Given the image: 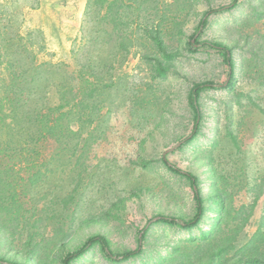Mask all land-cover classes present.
<instances>
[{
	"label": "rangeland",
	"instance_id": "1",
	"mask_svg": "<svg viewBox=\"0 0 264 264\" xmlns=\"http://www.w3.org/2000/svg\"><path fill=\"white\" fill-rule=\"evenodd\" d=\"M106 1L0 0V93L15 88L12 81L20 78L17 87L47 89L54 107L58 83H74L72 103L85 90L96 91L81 113L75 109L62 121L70 135L47 137L39 150L32 144L36 152L17 160L0 153V201L17 205L1 216L14 233H0L11 245L6 254L32 247L61 226L77 230L86 217L108 221L107 235L117 251L134 247L139 229L156 214L191 218V185L168 169L165 156L200 179L207 209L200 227L155 224L142 256L114 263L96 247L77 264L157 263L171 252L170 244H184L217 226L222 213L208 199L216 189L227 194L222 222L228 220L226 232L237 237L231 254L254 239L264 249L263 237L252 240L264 216V85L256 76L258 69L264 73V0H240L215 13L195 39L203 13L233 0ZM109 3L114 5L106 19ZM152 25L162 27L171 57L147 35ZM196 40L233 48L231 88L224 57L200 45L191 52L188 43ZM156 59L167 66L166 74H159ZM71 70L77 72L75 82ZM207 81L216 87L202 93L200 134L180 148L193 130L190 90ZM202 151L210 155L209 164ZM101 231L81 229L71 245Z\"/></svg>",
	"mask_w": 264,
	"mask_h": 264
},
{
	"label": "trees",
	"instance_id": "2",
	"mask_svg": "<svg viewBox=\"0 0 264 264\" xmlns=\"http://www.w3.org/2000/svg\"><path fill=\"white\" fill-rule=\"evenodd\" d=\"M102 3H107L106 0H101ZM240 0H233L230 4L221 6L217 9L210 8L203 13L196 29L191 38L195 39L203 32L209 25V19L215 13H219L225 10H230L238 6ZM113 3H109L104 17L110 18L112 12ZM117 22V20H115ZM161 26L152 25L147 29V35L153 39L156 45L159 46L165 56L171 57L167 46L161 35ZM120 48L125 50L126 38L120 37ZM188 45L191 46V52H197V45L205 47L211 50H216L224 57V62L229 70L230 82L227 88H231L232 81L235 80V60L233 48L228 46L222 41H202L198 40L190 41ZM178 54V53H175ZM155 59V58H152ZM156 64L159 67V74H166L168 68L164 65L163 61L156 59ZM254 68V66H253ZM58 71V70H57ZM72 71V70H71ZM69 71L70 78L75 82L77 80V72ZM95 74V73H93ZM66 76V75H65ZM79 76V74H78ZM94 76V75H92ZM100 76V75H99ZM98 76V77H99ZM258 81L264 85V73L258 69L256 71ZM67 77V76H66ZM12 81V79H11ZM22 80L15 78L12 83L15 88L0 93V153H6L12 155L11 159L17 160L22 156L28 155V152L34 148L39 150L42 147V142L48 138H54L56 141L61 136L70 135L71 129L64 128L62 121L70 119L75 109L78 114L81 113V107H85L84 100H91L95 96V90L87 89L82 92L81 97L73 103L69 99L70 95L74 93V83L66 82L67 86H63L62 83H58L56 96H58V104L54 107L48 105L49 91L46 89H40L38 85H34L35 89H26L25 87H17L16 85ZM53 85V84H52ZM216 85L212 81L195 83L190 90L189 101L193 109V130L185 138H183L179 144L180 148L193 142L200 134L202 127V109L200 99L202 93L209 89H214ZM38 104L41 107L35 109V105ZM34 108V109H32ZM70 108L71 110L69 111ZM87 108V106H86ZM90 114V113H89ZM90 118V116H89ZM90 120H92L90 118ZM75 134L78 132L75 131ZM32 144L34 148H32ZM36 152V151H35ZM203 157L207 159L204 164H209L210 155L208 153L201 152ZM162 162L173 173L186 178L193 191V197L195 202V212L191 218H184L175 215H164L163 213L156 214L154 217L146 220L144 225L139 229L137 235V243L134 247H125L120 250H115L112 246L110 239L108 238L109 228L108 221L106 219H95L94 216L84 218L77 228V230L69 229L66 227H59L52 232V235L48 238L42 237L37 239L35 244L31 247L16 250L11 254H6L11 246L5 243L0 238V264H77L89 254L94 248L99 247L103 252L107 260L114 263H124L129 260H133L142 256L146 251V241L149 232L152 230L155 224H166L169 226H177L186 231H192L195 228H199L206 214V200L203 195L202 187L200 185L199 177L192 171H187L176 164L172 163L166 156L163 157ZM15 163V162H14ZM14 168V164L11 166ZM222 176H219V180ZM3 183V179L0 173V188ZM148 191H144L146 194ZM227 195V194H226ZM224 191L216 189L209 195V200L215 204L216 209L222 213L219 218L218 224L210 231L203 230L200 237H193L191 240L184 244H170L171 252L162 256L157 263L154 264H264V249L256 246L255 237L264 238V216L262 218V224H260L258 232L252 238L250 244L246 245L239 251H236L232 255L234 248L233 240L237 237L231 236V232H226V226L228 220L223 221L225 214L223 213V207L227 203V196ZM123 202L119 200L117 203ZM115 206L117 204H114ZM17 205L13 207L6 206L3 201H0V233L14 234L11 228L5 224V221L1 219L2 213L5 210H15ZM9 213V212H8ZM224 225V226H222ZM100 228L104 233L91 232L89 235H85V238H79L77 245L72 246V240L78 231L85 228ZM31 238H33L31 236ZM263 242L264 240H260ZM5 252L1 249L5 248Z\"/></svg>",
	"mask_w": 264,
	"mask_h": 264
}]
</instances>
